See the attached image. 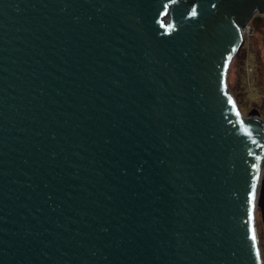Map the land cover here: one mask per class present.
Listing matches in <instances>:
<instances>
[{"label":"water","instance_id":"1","mask_svg":"<svg viewBox=\"0 0 264 264\" xmlns=\"http://www.w3.org/2000/svg\"><path fill=\"white\" fill-rule=\"evenodd\" d=\"M253 20L264 0H0V264H255L264 120L228 85Z\"/></svg>","mask_w":264,"mask_h":264},{"label":"rangeland","instance_id":"2","mask_svg":"<svg viewBox=\"0 0 264 264\" xmlns=\"http://www.w3.org/2000/svg\"><path fill=\"white\" fill-rule=\"evenodd\" d=\"M250 27L251 32L232 63L228 85L245 117L249 118L250 112L256 109L264 120V20H253ZM256 226L264 262V223L260 209Z\"/></svg>","mask_w":264,"mask_h":264},{"label":"snow or ice","instance_id":"3","mask_svg":"<svg viewBox=\"0 0 264 264\" xmlns=\"http://www.w3.org/2000/svg\"><path fill=\"white\" fill-rule=\"evenodd\" d=\"M171 4L173 5H178L180 3V0H170ZM164 11L160 12V15H166L167 14V9L169 8V4L168 3H164L162 5ZM198 7H201L200 5H198L197 7H191L190 11H186L187 15L186 17L190 20H194L198 22V16L203 15V9L201 8V11L198 13ZM212 9H216L218 10V6L217 3H213L211 5ZM177 11H179V9H177ZM171 27V26H168ZM179 36V30H177V34L176 36L172 37V39H177ZM172 39H170L169 41H166V43H171ZM232 51H236V49H232ZM228 59L230 60L231 57H228ZM229 104L233 107V109H236V106L234 104V102L232 101L231 97H229ZM235 115L238 118V123H240L241 125H243V120L240 119V112L238 110H235ZM245 134L248 136H251V132H249L247 130V128L244 129ZM252 143L256 144L257 141L253 140ZM261 148H264V144L260 145ZM249 156H253V153L250 151ZM254 159L259 161L261 160V156L260 155H255ZM252 170L253 172H256L257 175L252 176L251 179V184H250V190L247 193V197H246V204H247V219L245 221V223L248 225L247 228V232H248V238L252 241L251 244V249L255 250V256H254V260H255V264H261V256H260V252L258 250V244H257V235H256V229H255V216H254V212H255V207H256V189H257V180L259 179V173H258V168L257 165L255 163L252 164ZM262 207H264V194H262Z\"/></svg>","mask_w":264,"mask_h":264},{"label":"built area","instance_id":"4","mask_svg":"<svg viewBox=\"0 0 264 264\" xmlns=\"http://www.w3.org/2000/svg\"><path fill=\"white\" fill-rule=\"evenodd\" d=\"M257 16V14L255 15V17ZM252 23V21L247 25L246 28L242 29L243 31V34H244V37H245V40H246V36L247 34H250L251 32V27H250V24Z\"/></svg>","mask_w":264,"mask_h":264},{"label":"trees","instance_id":"5","mask_svg":"<svg viewBox=\"0 0 264 264\" xmlns=\"http://www.w3.org/2000/svg\"><path fill=\"white\" fill-rule=\"evenodd\" d=\"M186 1L191 2V0H186ZM192 3H193V5L195 4L194 1H193ZM244 122H245L246 124H249V121H248V120H244ZM262 165L264 166V159H263V161H262Z\"/></svg>","mask_w":264,"mask_h":264}]
</instances>
